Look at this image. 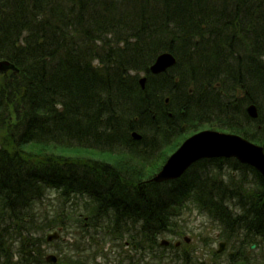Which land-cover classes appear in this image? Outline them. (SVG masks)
<instances>
[{
	"label": "trees",
	"instance_id": "obj_1",
	"mask_svg": "<svg viewBox=\"0 0 264 264\" xmlns=\"http://www.w3.org/2000/svg\"><path fill=\"white\" fill-rule=\"evenodd\" d=\"M163 51L174 66L149 73ZM0 60L11 65L0 75V264H51L44 232L69 216L63 205L35 210L50 188L85 197L94 231L136 226L151 246L157 233L185 232L177 218L192 203L243 258L255 243L264 264V179L250 166L204 159L140 183L185 122L264 149V0H0ZM189 101L195 114L174 118L171 104ZM178 258L188 264L186 248Z\"/></svg>",
	"mask_w": 264,
	"mask_h": 264
},
{
	"label": "rangeland",
	"instance_id": "obj_2",
	"mask_svg": "<svg viewBox=\"0 0 264 264\" xmlns=\"http://www.w3.org/2000/svg\"><path fill=\"white\" fill-rule=\"evenodd\" d=\"M139 76H143V73H139ZM200 128H206V126L201 125ZM191 132L193 131H189V129L181 131L169 144L164 145V153L169 155L177 147L178 143L191 134ZM159 155H162V153ZM142 164L141 170L146 178L153 170L155 160L154 158H149L147 161L142 162ZM155 172L156 171H153L152 173L154 174ZM60 205L64 206L65 215L68 214L69 217L63 216L62 221L61 218L56 220L57 225H60V223H58L59 221L62 222L61 229L60 226L55 228V231L59 234V238L56 241L52 240L48 242L43 240L41 242L40 246L43 251V258L48 255H55L58 258L66 255L69 261L73 260L72 264H80L89 259H97L95 263L102 264L103 259H116L117 248L126 252V249L123 247L124 243H122L125 238L124 236H115L109 233V231L106 233L104 229H98L97 232L85 225L84 221L88 202L83 196L73 195L64 198L60 196L58 191L50 188L45 191V197L37 202L35 210L42 212L44 210L48 216H53L51 215L52 212ZM187 206L188 207L183 210L181 215L177 218V220H179L178 224L185 230V232L182 231L180 233L181 237L178 236V239L181 240V242L184 238L189 239L185 244L187 246L183 245L185 247L181 248L180 252L184 251L185 248L188 250L193 248L196 251V260H205L207 263L210 261L209 251L207 255H204L203 252L206 249L216 250L218 242L223 239L222 233L217 235V232H219L217 225L199 212L192 203H188ZM79 218L84 220L80 221ZM51 232L52 230L45 231L44 237ZM89 235L91 237L94 236L93 240ZM171 236V232L161 234V238L168 240L171 239ZM230 252V248L225 247L220 253V256H218L216 263L222 264ZM248 252L252 256L251 258L260 259L259 248L248 250Z\"/></svg>",
	"mask_w": 264,
	"mask_h": 264
},
{
	"label": "water",
	"instance_id": "obj_3",
	"mask_svg": "<svg viewBox=\"0 0 264 264\" xmlns=\"http://www.w3.org/2000/svg\"><path fill=\"white\" fill-rule=\"evenodd\" d=\"M175 62L172 54L162 52L158 54L149 70L152 74H159L170 68ZM11 65L6 60H0V75L4 74ZM145 77L139 79L143 87ZM251 118L257 117V110L253 105L246 108ZM132 137L139 139L136 132ZM210 158H235L240 163L247 164L260 173L264 179V150L263 147L254 144L240 135L218 132L215 130H202L185 139L182 144L166 159L160 170L146 182L160 183L179 178L193 163L199 159ZM57 233L47 236V240L57 238ZM162 243H167L162 241ZM254 245L250 246L252 249ZM222 244L220 245V249ZM55 257L49 255L47 261H55Z\"/></svg>",
	"mask_w": 264,
	"mask_h": 264
},
{
	"label": "flooded vegetation",
	"instance_id": "obj_4",
	"mask_svg": "<svg viewBox=\"0 0 264 264\" xmlns=\"http://www.w3.org/2000/svg\"><path fill=\"white\" fill-rule=\"evenodd\" d=\"M172 123L175 122L172 121ZM181 125V129L184 130L188 126V123L185 122ZM191 126H193V124H191ZM141 231L142 228L136 226L129 228V233L122 242L124 243L123 247L126 249V252L117 248L116 259H103L102 264H179L178 256L183 244L178 239V235L172 233L171 239H166L168 243L163 244L161 240L165 238H161L162 233H157L153 238L154 243L151 246L149 244L147 245V243H143L144 239H142V235L139 236ZM168 231L169 230L166 232ZM217 233V235H219L220 232ZM163 234H165V232H163ZM222 238L223 239L218 242L216 250L206 249L203 252L204 255H207L209 251V262L206 263L205 260H196V251L191 248V250H188V264H217L216 260L225 247L230 248L231 252L226 256L222 264H259L261 262L259 259L250 258L248 251H246L247 258H243L240 251L232 249L233 242L230 239L224 238L223 235ZM183 242L187 243L184 239ZM221 244L222 248L220 249ZM95 261H97V259H89L80 264H99L95 263Z\"/></svg>",
	"mask_w": 264,
	"mask_h": 264
},
{
	"label": "bare ground",
	"instance_id": "obj_5",
	"mask_svg": "<svg viewBox=\"0 0 264 264\" xmlns=\"http://www.w3.org/2000/svg\"><path fill=\"white\" fill-rule=\"evenodd\" d=\"M163 52H169V51H163ZM170 54H172L171 52H169ZM173 55V54H172ZM174 57V56H173ZM174 59H175V57H174ZM175 62H176V59H175ZM175 62H174V64H175ZM174 64L171 66V67H173L174 66ZM170 69V68H169ZM148 71H149V73H151L150 72V70H149V68H148ZM165 71H167V70H165ZM165 71H163V72H161V73H164ZM144 84H145V81H144ZM144 84H143V87L141 86V84L139 83V86H140V88L141 89H143L144 88ZM181 85H182V83L180 82L179 83V88L181 87ZM181 89V88H180ZM189 90V89H188ZM191 91H192V87H191ZM191 102L189 101V102H185V103H181V102H177V103H173V104H171V110L173 111V113H175V116L174 117H178V118H187V117H191L192 115H194L195 114V109H192L191 108ZM249 105H253L254 107H255V109L257 110V114H258V109H257V106H256V104H254L253 102H250L249 103ZM248 105V106H249ZM247 106V107H248ZM137 132V131H136ZM248 140V139H247ZM249 141V140H248ZM205 158H203V159H199L198 161H200V160H204ZM260 174V173H259Z\"/></svg>",
	"mask_w": 264,
	"mask_h": 264
}]
</instances>
